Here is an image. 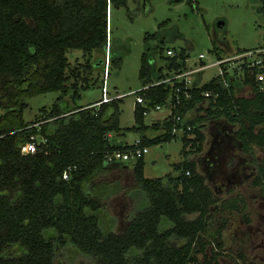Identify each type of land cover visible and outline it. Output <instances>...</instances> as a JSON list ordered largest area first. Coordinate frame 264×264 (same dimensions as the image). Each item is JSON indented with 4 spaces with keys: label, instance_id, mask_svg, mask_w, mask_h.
Here are the masks:
<instances>
[{
    "label": "trees",
    "instance_id": "1",
    "mask_svg": "<svg viewBox=\"0 0 264 264\" xmlns=\"http://www.w3.org/2000/svg\"><path fill=\"white\" fill-rule=\"evenodd\" d=\"M128 1L0 0V264H55L58 253L71 248L95 264H201L199 255L203 264H220L217 254L209 257L208 248L213 242L223 248L225 222L218 225L214 241L204 235L214 212H239L245 199L221 203L197 161L187 158V148L202 153L207 140L202 124L224 119L239 127L235 137L247 155L256 149L264 152V90L257 82L264 68L246 71L244 85L252 87L251 98L237 96L235 84L226 87L219 79L193 91V99L180 110L185 117L198 111L186 122L192 130L183 136L184 160L159 179L145 177L144 157L135 162L136 195L142 191L147 204L130 217L121 234L109 232L101 215L107 198L121 186L107 178L116 166H129L109 164L106 157L134 148L110 139L125 135L119 119L123 98L79 107L66 97L71 94L76 103L90 88L100 62H92L95 51L107 53L110 46L112 67L122 68L111 49L109 23L111 10L127 7ZM259 2L264 16V0ZM73 50L82 51L84 64L70 63L68 53ZM212 51L218 58L225 55L217 48ZM178 58L164 57L165 68H156L143 55V86L165 77V69H179L188 55L182 51ZM262 58L264 66V54ZM50 92L61 97L50 110H41V120L25 123L29 98ZM171 93L170 85L140 92L146 104H137V126L128 131L146 132L145 112L167 105ZM172 128L173 122L167 121L164 135L143 136L141 146L175 140ZM217 134L220 140L226 135ZM32 136L45 142L38 144L36 154L24 155L22 146ZM257 172L253 185L264 197V158Z\"/></svg>",
    "mask_w": 264,
    "mask_h": 264
},
{
    "label": "rangeland",
    "instance_id": "2",
    "mask_svg": "<svg viewBox=\"0 0 264 264\" xmlns=\"http://www.w3.org/2000/svg\"><path fill=\"white\" fill-rule=\"evenodd\" d=\"M259 0H129L127 7L113 9L110 12V44L113 53L122 60V68L115 69L110 62L108 86L111 95H126L120 101V124L125 134L124 143L132 145L146 132L128 131L137 126L134 109L138 92L143 87L140 69L143 55L148 57L151 66L165 68L164 57L169 49L185 51L191 63L197 62L200 55L206 56V63L212 62L214 48L224 56H233L239 52L255 51L264 48V16L260 13ZM223 23V25H220ZM151 39L148 40V37ZM165 43H161L160 38ZM82 51L73 50L68 53L70 63L84 64ZM106 51H95L92 62H99L90 79V88L81 92L82 99L73 102L71 94L66 97L72 106L83 107L102 99L104 85V65H109ZM218 68H211L202 74L201 83L210 82L218 74ZM239 97L251 98L254 91L250 86L242 88ZM61 97L59 92H50L29 98L28 108L24 112L25 123L41 120V110H50ZM169 109L153 111L145 118V125L152 124L154 119L165 118ZM202 114V113H201ZM231 130V129H230ZM239 127L234 126L230 136L236 135ZM161 133L160 132H156ZM208 134L202 153H194L188 147L187 158L198 163L200 171L206 175L207 183L221 203L231 198H244V206L239 212L223 209L222 213L214 212L212 222L208 225V233L204 238L214 241L219 228L225 222L223 230V248L215 242L209 245V257L217 254L220 264H264V197L260 187L253 185L257 176V165L262 162L264 152L256 149L253 155H247L243 147L237 145L228 156L235 159L234 166L227 168L228 173L237 170L241 162L242 173L234 182L212 179L207 167L209 151L212 148L213 136ZM148 135L151 133H147ZM212 135V134H211ZM145 155V177L147 179L164 178L174 172V166L184 160L185 144L180 134L171 142H163L148 148ZM254 159V160H253ZM133 167L134 162H126ZM227 166V163H226ZM241 168V167H240ZM107 180L119 184L120 190L106 200L102 213V221L109 232L121 234L129 223L130 217L143 209L147 202L144 193L138 191L134 175L131 171L113 170ZM239 198V199H240ZM214 209V208H213ZM245 215L246 217H244ZM250 219V223L246 220ZM203 264V255H199ZM55 264H95L87 256L77 254L72 248L61 251Z\"/></svg>",
    "mask_w": 264,
    "mask_h": 264
},
{
    "label": "built area",
    "instance_id": "3",
    "mask_svg": "<svg viewBox=\"0 0 264 264\" xmlns=\"http://www.w3.org/2000/svg\"><path fill=\"white\" fill-rule=\"evenodd\" d=\"M264 49H259L255 51L239 52L233 56H223L218 58L214 54L215 59L206 63V56L200 55L197 62L191 63V58L188 57L179 69L171 68L164 70V76L152 83L144 85L138 92H131L129 95H137V104L145 105L146 100H144L140 92L148 91L152 87H157L161 85H170L172 88V93L167 99V105H156L152 109L156 111H161L163 108H168L169 113L166 118L168 122H173L172 134L174 136H179L182 134L185 136L189 131L192 130L191 126H186L188 120V114L185 116L180 114V110L193 99V91L200 87V80L202 74L211 68H218L219 72L217 76L213 79L222 80L226 87L230 85L237 86L238 88H243L244 76L246 71H253V69H262ZM180 56V51L175 49H169L167 51V57L178 58ZM107 61L109 60V65L105 61V77L104 85L102 87V99L100 104L109 103L116 99H122L126 95H111L108 86V77L110 72V46L107 48ZM180 61V58H178ZM212 79V80H213ZM257 82L260 84L261 90H264V74L260 73L257 76ZM239 86V87H238ZM205 96H209V93H205ZM218 97L217 95L215 98ZM207 103V102H206ZM196 111V109L194 110ZM148 112H145L147 115ZM45 141L38 142L35 136H32L30 141L22 146V153L24 155L36 154L38 152V144ZM141 139H138L133 145L134 148L128 151H115L110 153L106 157V162L109 164H123L126 162H137L140 158L144 157L149 152V147H143ZM72 172L70 168L64 174V179L68 180L69 175ZM189 174V173H188Z\"/></svg>",
    "mask_w": 264,
    "mask_h": 264
},
{
    "label": "crops",
    "instance_id": "4",
    "mask_svg": "<svg viewBox=\"0 0 264 264\" xmlns=\"http://www.w3.org/2000/svg\"><path fill=\"white\" fill-rule=\"evenodd\" d=\"M201 79H202V77H201ZM199 83H200L199 84L200 86H203L204 84H206V83H201V80H200ZM207 83H209V82H207ZM238 92L241 93V92H244V90L242 88H239V89L237 88L236 89V95L237 96H238ZM246 98H248V97H246ZM100 102H101V100L100 101H97L95 103H90V104H88L86 106H83V107H90L92 105L99 106L100 105ZM136 107H137V103H136L135 109H136ZM135 109H134V112H135ZM163 109H165V108H163ZM153 111H154V109L151 108L149 110L148 114L146 115V117L150 113H152ZM197 113H198V111H194V110L190 111L188 113V120L194 119L197 116ZM204 114H205V111L202 112L201 115H204ZM134 115H135V113H134ZM167 116H168V114L165 116V118H162V119L161 118L154 119L152 121V124L149 125V126L145 125L148 128V130L146 131V134L144 136H146V137H148L150 139H153V138H156V137H159V136L164 135L167 132V120H166ZM202 125L205 126L204 127L205 128L204 131L206 130L205 132L207 134V140H208V135H209L208 133L209 132H211L210 133V136H213L214 137V139L211 142V146L214 147V151L216 150V152H217V149H215V147H217V145L219 146L222 143V141L217 137L218 136L217 133L220 132V133H225V134L228 133V134H230L231 132H229V131H231L232 128L234 127V126L228 124L227 121L224 120V119L221 120L220 123H213L211 121V122L203 123ZM206 126H207V128H206ZM160 131H161V133H158V134L156 133V132H160ZM149 132L151 133V135L150 134L149 135L147 134ZM216 134H217V136H216ZM120 136H124V135H111L110 136V139H111L112 142H117L120 145H124V146L129 145L127 143H124V140ZM140 139H143V136ZM207 140H206V142H207ZM134 144H135V142L132 145H134ZM145 161H146V157H145ZM123 164H126V163H123ZM134 164H135V162H134ZM214 165L215 164L211 160L210 161L209 160L207 161L208 170H211L214 167ZM115 170L131 171L133 173V167H130V166L129 167H125V166L124 167H121L120 165H118V166L115 167Z\"/></svg>",
    "mask_w": 264,
    "mask_h": 264
},
{
    "label": "flooded vegetation",
    "instance_id": "5",
    "mask_svg": "<svg viewBox=\"0 0 264 264\" xmlns=\"http://www.w3.org/2000/svg\"><path fill=\"white\" fill-rule=\"evenodd\" d=\"M163 39L164 38L162 37L160 38L161 43H163ZM221 141L222 143L219 146L217 145V147H215V149H217V152L216 150L214 151L213 146L209 151V158L207 159V161L211 160L215 165L211 170H209L208 173L212 179L214 178L216 180L218 179L220 181H226L231 183L237 180L239 177L245 175L242 173L241 162L237 164V170L233 171L232 173H228L227 170V168L235 165V160L232 157L228 156L233 152L234 148H236L237 145H241L239 144L236 137L230 136V134L228 133L221 139ZM231 162H233V165H231Z\"/></svg>",
    "mask_w": 264,
    "mask_h": 264
},
{
    "label": "water",
    "instance_id": "6",
    "mask_svg": "<svg viewBox=\"0 0 264 264\" xmlns=\"http://www.w3.org/2000/svg\"><path fill=\"white\" fill-rule=\"evenodd\" d=\"M220 25H223V23H221ZM165 42L163 41V44H164Z\"/></svg>",
    "mask_w": 264,
    "mask_h": 264
}]
</instances>
